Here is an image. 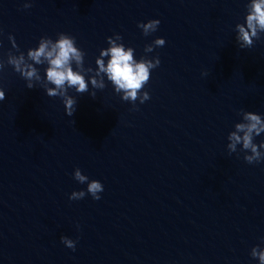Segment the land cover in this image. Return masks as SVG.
I'll return each instance as SVG.
<instances>
[{
  "label": "water",
  "instance_id": "1",
  "mask_svg": "<svg viewBox=\"0 0 264 264\" xmlns=\"http://www.w3.org/2000/svg\"><path fill=\"white\" fill-rule=\"evenodd\" d=\"M153 19L158 30L145 36L138 24ZM59 33L86 53L88 91L68 89L72 116L46 93L47 65L26 55ZM110 36L137 62L161 61L135 101L96 75ZM21 54L41 76L35 88L8 64ZM0 87V264H259L264 161L227 145L241 110L264 112L182 0H0ZM91 180L104 186L99 200ZM74 191L86 196L71 200Z\"/></svg>",
  "mask_w": 264,
  "mask_h": 264
},
{
  "label": "clouds",
  "instance_id": "2",
  "mask_svg": "<svg viewBox=\"0 0 264 264\" xmlns=\"http://www.w3.org/2000/svg\"><path fill=\"white\" fill-rule=\"evenodd\" d=\"M31 3H25V8H30ZM247 14L244 23H237L238 41L241 42V48H251L253 37L260 39L258 30L264 31V0H253L251 5H246ZM161 21L158 19L149 20L147 23H139L138 27L143 30L145 36L158 30ZM246 25V26H245ZM122 39V36H118ZM110 47L104 48L100 51L96 58V64L99 66L100 73H105L109 81L116 86V91H124V100L129 98L132 101L137 99L138 91L145 86L150 80V69L157 68L161 61L159 56L156 57L155 62L150 59L141 57L139 62L134 59L133 47L117 44L112 40L111 36L107 38ZM166 44L164 38H157L151 44L145 46V51H152L154 47H163ZM21 51V50H20ZM23 52V51H21ZM24 53V52H23ZM27 58L29 61L35 62L36 65H47L46 82L54 85V87H46V93L49 97H61L65 105L66 114L72 116L76 111L77 101L69 96L68 89L73 88L78 93L88 91V83L85 76L81 73L85 71L84 61L86 53L77 46L76 38L67 33H59L58 38L53 40L51 37L43 36L39 40L38 47L30 48L27 51ZM108 58L107 64L105 59ZM8 64L14 67V70L19 73L22 78L27 81V88H35L36 84L33 80H41L37 67L32 63H25V55L10 56ZM75 66V67H74ZM87 71H92L91 68ZM91 84L95 88H104L103 81L98 82L94 77L91 79ZM90 95L95 98L96 93L92 92ZM6 98L5 90L0 87V101ZM150 99L149 92L145 91L141 99V103ZM242 112V118L245 122L236 123L235 130L228 135L229 143L227 145L229 154L244 153L243 159L249 163H260L264 161V142L257 144L254 142L255 137L264 133V120L261 114H254L251 111ZM242 145V148L237 150V145ZM250 153V154H249ZM74 179L83 184L89 179L86 175H81V169L76 168L74 171ZM104 186L99 180H91L87 184V193H90L95 200L101 199L99 195L103 192ZM86 196L84 191H74L69 199L78 200ZM62 243L67 247L75 250L76 241L69 239L67 236L61 237ZM253 258H258L259 264H264V250H259L258 246L253 247L251 251Z\"/></svg>",
  "mask_w": 264,
  "mask_h": 264
}]
</instances>
